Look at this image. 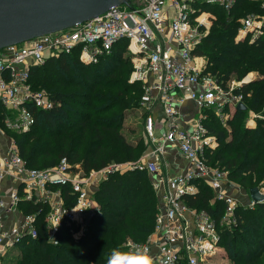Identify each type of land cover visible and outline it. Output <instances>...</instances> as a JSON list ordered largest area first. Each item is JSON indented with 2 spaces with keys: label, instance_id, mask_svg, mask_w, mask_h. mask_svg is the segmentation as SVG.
I'll list each match as a JSON object with an SVG mask.
<instances>
[{
  "label": "built area",
  "instance_id": "2783aa9c",
  "mask_svg": "<svg viewBox=\"0 0 264 264\" xmlns=\"http://www.w3.org/2000/svg\"><path fill=\"white\" fill-rule=\"evenodd\" d=\"M258 1L264 8V0ZM237 3L238 0H131L130 6H115L72 27L0 49V258L26 237L39 235L42 209L24 213L20 209L22 201L47 205L44 223L48 240L58 244L63 227H71L77 238L90 219L101 214L95 192L111 174L127 170L155 176L153 184L160 197L153 233L144 242L128 239V253L146 249L152 264H215L218 257L226 254L222 236L237 225V206L254 207L257 202L252 198L244 202L233 195L231 191L238 185L229 179L228 171L208 164L206 152L215 150L219 140L204 120L207 110H213L227 125L239 104L244 103L242 94H236L235 89L247 80L237 86H223L215 76L204 73L206 58L196 54L195 49L210 26L211 13L203 11L202 5L215 4L231 12ZM240 23L236 40L254 42L264 36V13L249 12L240 18ZM124 40L134 62L130 80L141 82L144 88L141 106L148 110L144 130L150 152L137 160L112 162L89 173L66 158L51 168L28 166L8 131L30 130L36 123L37 109L54 107L47 91L34 88L32 68L51 57L75 51L83 63H97ZM186 100L195 102L197 112L182 123L178 106ZM158 104L163 108V119L153 114ZM168 144L176 146L189 162L185 171H166ZM201 181L224 203L218 218L186 202L187 196L199 192ZM63 187L70 188L68 196ZM260 189L264 193V186Z\"/></svg>",
  "mask_w": 264,
  "mask_h": 264
},
{
  "label": "trees",
  "instance_id": "16d2710c",
  "mask_svg": "<svg viewBox=\"0 0 264 264\" xmlns=\"http://www.w3.org/2000/svg\"><path fill=\"white\" fill-rule=\"evenodd\" d=\"M202 9L215 14L208 34L195 49L196 54L206 58L204 73L215 76L223 86L232 76L241 80L249 72L259 74L235 89L236 94H242L246 107L235 110L227 125L213 110H207L205 124L219 140L215 150L206 152L208 164L227 170L229 179L240 188H262L264 36L254 42L236 40V36L240 18L249 12L262 14L264 8L258 0H238L231 12L215 4H203ZM133 70L125 40L97 63H83L75 51L33 67L34 88H45L54 107L37 109L36 123L30 130L8 131L28 166L51 168L66 158L89 173L112 162L137 160L147 151L142 136L130 138L124 130L127 117L138 110L144 98L142 83L130 80ZM250 111L259 115L255 127L246 125ZM127 127L132 132L137 129L130 123ZM153 182L146 171L111 174L95 192L101 214L90 219L79 239L73 237L71 227H63L58 244L48 240L44 223L47 205L22 201L20 209L24 213L42 212L38 237H26L18 245L21 252L14 264H108L113 252L128 253V239L144 242L155 229L160 197ZM199 187V192L187 196L186 202L218 218L224 203L215 198L206 182L201 181ZM69 190L63 187L67 196ZM236 216L237 225L222 236L225 258L229 264H264V202L254 207L238 205Z\"/></svg>",
  "mask_w": 264,
  "mask_h": 264
},
{
  "label": "water",
  "instance_id": "95a60500",
  "mask_svg": "<svg viewBox=\"0 0 264 264\" xmlns=\"http://www.w3.org/2000/svg\"><path fill=\"white\" fill-rule=\"evenodd\" d=\"M131 0H0V49L93 19ZM240 103L238 108H245ZM251 198L264 202L260 187Z\"/></svg>",
  "mask_w": 264,
  "mask_h": 264
},
{
  "label": "rangeland",
  "instance_id": "374dc122",
  "mask_svg": "<svg viewBox=\"0 0 264 264\" xmlns=\"http://www.w3.org/2000/svg\"><path fill=\"white\" fill-rule=\"evenodd\" d=\"M209 13H211V15H210V26H209V30H210V28L213 24V20L215 18V14L212 12H209ZM205 28H203V29H205ZM133 65H134V62H133ZM257 76H259L258 72L252 71V72H249L248 74L244 75L241 80L237 79L236 76H232L231 80H229L228 83H229V85L234 84L235 86H237L243 80H247V82H250L253 79H255ZM243 84H241V85H243ZM38 89H42V90L46 91V89L43 87L38 88ZM147 113H148V110H146L143 106H140L134 114L127 117L126 125L124 127L125 132L128 134V136L130 138H139L140 136H142L143 141H144V143H143L144 145L148 144L146 137H145V130H144V125H143V121L146 118ZM258 117H259L258 113L254 112V111H250L249 118L246 120V125L251 126V127H255L257 125L256 119ZM129 123L131 124V126L137 127L135 132L134 131L132 132L128 129L127 126H129ZM8 136L10 138H13V135L10 133L8 134ZM133 141L137 142V140H135V139ZM145 153H146V151L143 152L139 158H141ZM151 176H153V175H151ZM234 188H233L234 190L231 191V193L233 195H235L238 198H241L244 202H248L249 200H251L249 189L239 188L238 186H235ZM82 234H83V232L75 239H79V237ZM20 252H21L20 246H17L16 248H13V249H10L9 251H7L6 253H4L1 256L0 264H14L15 260L18 259V257L20 256ZM218 258L219 259L217 260V262H214L215 264H229L230 263V260L225 258V254L218 257Z\"/></svg>",
  "mask_w": 264,
  "mask_h": 264
},
{
  "label": "crops",
  "instance_id": "0c3cea01",
  "mask_svg": "<svg viewBox=\"0 0 264 264\" xmlns=\"http://www.w3.org/2000/svg\"><path fill=\"white\" fill-rule=\"evenodd\" d=\"M178 108L180 109V112L183 115V117L181 118L182 123H185L186 121L191 119L197 112V105L193 100H186L183 104H179ZM153 114L157 119L164 118V111L160 104L155 107ZM167 148L168 151L166 171H169L171 174L185 171L190 165L189 162L182 156L176 146L168 144ZM148 152H150V145H148V150L146 151V153ZM152 177L153 179L156 178L155 176ZM155 251L156 248H153V252Z\"/></svg>",
  "mask_w": 264,
  "mask_h": 264
},
{
  "label": "clouds",
  "instance_id": "9594fccd",
  "mask_svg": "<svg viewBox=\"0 0 264 264\" xmlns=\"http://www.w3.org/2000/svg\"><path fill=\"white\" fill-rule=\"evenodd\" d=\"M108 264H152L146 249L133 253L113 252Z\"/></svg>",
  "mask_w": 264,
  "mask_h": 264
}]
</instances>
